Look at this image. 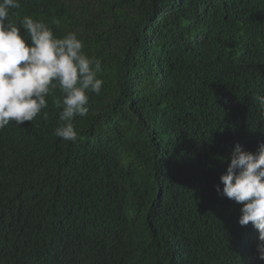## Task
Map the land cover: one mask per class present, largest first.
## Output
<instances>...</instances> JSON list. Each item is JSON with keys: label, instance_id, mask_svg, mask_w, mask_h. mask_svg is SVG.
Masks as SVG:
<instances>
[{"label": "trees", "instance_id": "trees-1", "mask_svg": "<svg viewBox=\"0 0 264 264\" xmlns=\"http://www.w3.org/2000/svg\"><path fill=\"white\" fill-rule=\"evenodd\" d=\"M20 4L12 22L76 33L104 83L75 143L59 89L0 130V264H264L220 180L264 143V0Z\"/></svg>", "mask_w": 264, "mask_h": 264}, {"label": "clouds", "instance_id": "clouds-1", "mask_svg": "<svg viewBox=\"0 0 264 264\" xmlns=\"http://www.w3.org/2000/svg\"><path fill=\"white\" fill-rule=\"evenodd\" d=\"M20 7V0H0V130L11 122L20 126L34 121L48 107L46 97L59 89L63 99L56 98L55 105L62 108L63 123L54 134L75 143L73 119L89 113V93H101L104 82L97 76L101 61L84 54L74 32L58 38L45 22L30 16L18 26L10 15ZM256 100L264 107V96L257 95ZM43 118H48L46 111ZM220 180L221 194L243 205L239 224L251 222L258 230V259L264 260V143L255 154L237 145Z\"/></svg>", "mask_w": 264, "mask_h": 264}]
</instances>
